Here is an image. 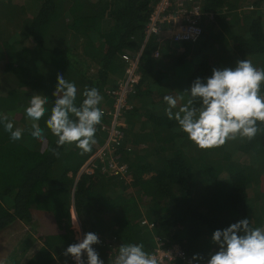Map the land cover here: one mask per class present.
I'll return each mask as SVG.
<instances>
[{"label": "trees", "instance_id": "trees-1", "mask_svg": "<svg viewBox=\"0 0 264 264\" xmlns=\"http://www.w3.org/2000/svg\"><path fill=\"white\" fill-rule=\"evenodd\" d=\"M170 1L172 5L177 0ZM195 1L203 13L211 14L199 21L203 34L198 43H173L183 51L159 59L155 52L162 56L167 50L161 48L157 34L147 37L158 0H0L2 6L16 10L23 20L22 36L32 42L27 47L17 39L0 42V60L6 61L5 70L16 84L0 95V116L7 115L15 129L19 125L13 115L22 112L19 123L24 125L22 138L13 142L0 123V239L27 231L21 245L26 251L32 248V257L26 264L70 262L71 255L63 253L76 243L71 208L83 230L113 242L117 255L122 244L139 243L151 254L158 239L162 249L177 245L183 252L184 257L173 264H188L186 259L207 264L215 252L212 235L217 229L242 219H249L253 228L264 226V208L254 210L248 200V188L264 171V124L257 122L262 131L251 141L237 138L219 148L200 149L175 119L168 118L163 99L168 93L160 91L163 85L174 86L185 104L194 80L210 77L213 68H234L238 60L248 59L264 69V0L252 2L254 8L245 12L237 11L230 0ZM240 22L242 32L236 30ZM215 24L225 35L213 37ZM225 39L230 54L211 63V43ZM122 56L138 60L139 75L127 95L129 108L121 110L115 125L122 139L114 158L128 166L129 186L104 173L106 165L101 162L93 174L79 173L111 128L115 111L111 91L117 89L126 68ZM58 74L75 83L77 105L86 87H96L106 103L99 105L107 114L97 125V142L90 152L66 144L59 147V157L52 153L58 138L46 121ZM34 94L48 98V111L39 121L44 141L31 136L32 122L26 118ZM127 145L133 149H125ZM234 154L245 158L234 161ZM128 187L133 194L125 193ZM200 192L207 194L203 204L196 196ZM142 200L147 204L141 205ZM101 248L104 254L106 249ZM109 251L104 258L114 256ZM195 255L203 260H193Z\"/></svg>", "mask_w": 264, "mask_h": 264}, {"label": "clouds", "instance_id": "clouds-1", "mask_svg": "<svg viewBox=\"0 0 264 264\" xmlns=\"http://www.w3.org/2000/svg\"><path fill=\"white\" fill-rule=\"evenodd\" d=\"M57 81L53 92L54 105L46 121L47 128L58 138L57 148L52 149V153L59 157V147L66 144H75L82 153L90 152L97 142V125L101 124L104 116L99 107L103 97L96 87H86L84 99L77 105L78 90L75 83L60 74L57 75ZM262 85L264 69L255 67L251 60H238L234 68H213L210 77L195 79L190 88V99L175 113L173 109L177 107V98L165 95L163 99L168 105L166 114L169 119H175L188 139L200 149L219 148L237 138L251 141L262 131L257 122L264 124ZM47 103V96L34 94L25 109L26 118L32 122L30 134L39 141L45 140L44 129L40 127L39 121L48 111L45 107ZM0 123H3L4 130L10 134L13 142L22 138L24 130L14 129L7 115L0 116ZM72 222L78 230L77 216L72 217ZM212 241L219 245V250L210 256L207 264H264V226L253 228L249 219H242L223 230L217 229ZM99 242L98 236L89 232L80 242L70 245L63 254L66 257L71 255L76 264H85L82 258L84 253L87 255V264H104L92 247ZM192 259L203 260V257L195 255ZM114 264L159 262L139 243L119 246Z\"/></svg>", "mask_w": 264, "mask_h": 264}, {"label": "rangeland", "instance_id": "rangeland-1", "mask_svg": "<svg viewBox=\"0 0 264 264\" xmlns=\"http://www.w3.org/2000/svg\"><path fill=\"white\" fill-rule=\"evenodd\" d=\"M255 1H257V0H230L231 4L235 5V7L237 8V11H239V12H245V11L253 9L254 7L251 8L248 3H252V2H255ZM2 5L3 4L0 2V42L1 41H4V42H8L9 41L8 43H10L12 40L15 39L14 38L15 35H12V32L15 31L16 29H18L17 28L18 27L17 26L18 22H17V24L9 25V23L5 19V17H6L5 11L7 9H9V8H12L13 17L14 18H19V14L17 15L16 10L13 9V7H11L10 5H7L9 7H7V6L4 7ZM27 12H30V11L27 10ZM213 21H214V19L209 20V23L210 22L212 23ZM241 23L242 22L237 24V27H236V30L240 31V32H242L241 30H242V28H244L243 23L242 24ZM216 25L217 24L214 25L216 28L214 27L215 29L212 30V33H214L213 37H215L216 35L219 36L221 34L225 35V30H222L218 25L217 26ZM160 32L162 34H159V35L163 36V40L165 42H167L168 45H170V47L167 46L166 43H162L163 45L161 46V48L163 50L166 49L167 51H166V54H164L162 56H161V54H159V57H158L159 59L166 58V56H168V55H174V53H172L173 51H176V52H182L183 51L182 48H181V45H175V44H173L172 41L168 40V36H171L170 32H168V29H166V30L161 29ZM204 33H205V36L209 35V32H204ZM17 34L19 36H21V38L23 37L22 34L20 35V31H17ZM226 38L228 40L229 35H227ZM227 40L225 39L224 42L220 41V42H212L211 43V45H210L211 46V50H210V52H211L210 53L211 54V58H210L211 63H216L217 59H221L222 57H227L230 54L231 47H230V44L229 45L227 44ZM228 43H229V41H228ZM22 45L27 47V46L32 45V42L30 40H28V39H25V40H23ZM122 60L125 62V64L128 66V68H127L126 71H124L126 73V75H125L124 79H122L121 84H119L118 87L122 86L124 88L125 87L124 85L126 84V81H127L126 78L129 75V72L131 71L130 68L132 67V69H134L135 62L133 61L134 59H132V57H128V56H127V60H124V59H122ZM164 60H167V59H164ZM5 64H6L5 60H0V95H4L8 91H10V90H12V89H14L16 87L15 80H14L12 74L5 70ZM138 79H139V75H137L135 73V75L133 76V81H135V83H136L138 81ZM133 85H132V88H133ZM174 89H175L174 86L169 87L168 85L167 86L163 85V87L160 88V91L162 93H165V94L168 93V95L177 98V107L175 108V109H177V108L181 107L184 104V99L182 97H180L179 94H177ZM130 91H131V88H130ZM165 104H166V102H165ZM100 105H104L105 106L106 103L105 102H101ZM119 105L120 106H124V107H122L123 109H128L129 106L126 107V105H130V104L128 103V100L126 98L121 100L118 97V98H116L114 100V103L111 104V109H114V110L116 109L117 110V106H119ZM102 111L105 112V114H107L106 111H104V110H102ZM15 112L16 113L13 115V117L18 122L19 128L22 129L24 127V125L19 123L20 115L22 114V112H19V111H15ZM130 148L133 149L132 147H130ZM125 149H127L126 146H125ZM191 149H193V151L196 150L195 147H192ZM239 157H240L239 154H234L233 155V160L234 161H238ZM244 158L245 157L241 155L240 160L244 159ZM124 165L127 167V170H128V166L126 164H124ZM110 175H114V174L110 173ZM115 177L117 178L118 181H123V184L125 186H129L130 181H131V176L130 177L129 176H125L123 178L120 177V176H115ZM220 178H222V176H220ZM200 186L201 185H199V184L197 185V187H200ZM263 190H264V171H263L262 175L260 176L259 180H257V183L252 184L251 187L248 188L249 204L254 210L259 208L260 206H262L264 208V192H263ZM125 193L129 194V195L133 194V190L130 187H128L126 189ZM206 195L207 194L206 193L204 194L203 192H200L199 194H196L197 199L200 202V204H203V200L206 198ZM145 204H147V202L144 203V200H142L141 201V205H145ZM202 206H207V205H202ZM144 208H145L144 206L141 207L142 210H144ZM263 210L258 211L259 214ZM70 211H71V214H72L71 215V220H72V217H74V215L72 213V209ZM263 215H264V213H263ZM78 220L79 219H77V223H78ZM72 224H73V222H72ZM71 227H72V229H76L77 228L74 225H71ZM81 229L83 230L82 227H81ZM26 232H22V231L18 232V231H16L15 235L17 236V238H16L15 235H13L11 237L9 236V239H6V238H4L2 240L0 239V264H26L28 262V260L32 257V255H31L32 248L31 247L27 248V251H26L25 248H23L22 245H21V243L24 242L25 237L27 235ZM83 232H84V234L89 233L88 230H83ZM28 242H31V241H28ZM26 243H27V241H26ZM112 247H113V244H110V243L109 244H104L101 249H103V250L106 249V250L104 251V254L100 253L99 258L106 257V256H103V255L107 254V252L109 250H110L109 253H111L112 252ZM154 250L160 251V250H157V247ZM213 250L215 252H217L219 250V245H216L213 248ZM96 251H97V247H96ZM98 251H99V249H98ZM215 252L211 251V253H214V254H215ZM157 254L158 255H156L155 257L157 259H158V257L162 258L164 264H170L171 263L172 259L171 258H169V259L165 258L164 257L165 253L158 252ZM72 259L73 258L71 257L70 258V262H66L65 264H71L72 263ZM105 260H108V259H105ZM105 260H103L104 264H106Z\"/></svg>", "mask_w": 264, "mask_h": 264}, {"label": "built area", "instance_id": "built-area-1", "mask_svg": "<svg viewBox=\"0 0 264 264\" xmlns=\"http://www.w3.org/2000/svg\"><path fill=\"white\" fill-rule=\"evenodd\" d=\"M170 0H158L155 11L152 14L150 18V23L148 25L147 30V37L149 34H157L159 36V41L161 43H164L163 36L159 35L162 34L160 32L161 29L166 30L168 29V32H170L171 36H168V40L172 41L173 43L182 44V43H189V44H196L198 43L199 39L201 38L203 34V29L200 26V19L202 16L211 15L208 13H203L201 10L200 4L195 0H187L185 3V0H177L171 5ZM207 14V15H206ZM209 19H212V16L209 17ZM159 53L155 52L154 57H158ZM122 59L127 60V56H122ZM135 62L134 69L132 67L130 68L131 71L129 72V75L127 76L125 87L122 86L118 87L117 89L111 91V94L116 98H120L121 100L127 99V95L132 92V85L135 83L133 81V76L135 75V72L137 70V61L133 60ZM131 88V91H130ZM130 91V92H129ZM124 106H117V110L115 109L114 115H113V122L111 125V128L108 131V136L105 142L101 145V147L94 153L87 161H85V164L82 166L80 170V174H93V172L98 168V163H104L106 166L105 169H101L103 172L110 175V173L114 175L110 176H120L125 177L129 176L127 167L124 164H120L116 161L114 158V152L118 149L117 147L120 146L121 142V134L116 129V121L117 117L120 116L121 110H123ZM126 107H128L126 105ZM84 232L81 229V225L78 221V230L76 228V242H80L84 238ZM99 238V243L92 245L93 249L97 251L100 246H103L104 244H108V240ZM110 244H113V242H110ZM156 247L157 250H154L150 255H158V252L165 253V258H171V263L173 264L174 260L177 258H183L184 254L180 250V248L177 245H174L173 247L164 250L161 247H163V244L156 239ZM116 247L113 245L112 252H116ZM117 254L115 253L114 256L107 257V258H100L101 260L108 259L107 264H114L115 258ZM82 258L85 261V264H87V255L86 253L82 254ZM159 264H164L163 259L158 257ZM71 264H76V261L72 259Z\"/></svg>", "mask_w": 264, "mask_h": 264}, {"label": "crops", "instance_id": "crops-1", "mask_svg": "<svg viewBox=\"0 0 264 264\" xmlns=\"http://www.w3.org/2000/svg\"><path fill=\"white\" fill-rule=\"evenodd\" d=\"M249 5H250V7L251 8H253V6L251 5V3H248ZM14 9V8H13ZM5 14H6V17H5V19L7 20V22L9 23V25H14V24H17V22H18V29H16L15 31H13L12 32V35H15L14 36V38L15 39H17V42L19 43H21V45H22V42H23V40H25L23 37L21 38V36H19L18 34H17V31H20V35L22 34V32H21V29L23 28V24H22V20H21V18L19 17V18H14L13 17V10H12V8H9V9H7L6 11H5ZM17 20V21H16ZM16 35H17V37H16ZM20 40V41H19ZM22 41V42H21ZM9 42V41H8ZM19 43V44H20ZM24 46V45H23ZM135 60V59H134ZM136 61V60H135ZM127 68H128V66L126 65V68H125V71L127 70ZM125 75H126V73L124 72V75H123V77H122V79H124V77H125ZM122 81V80H121ZM121 81L119 82V84H121ZM175 112V111H174ZM131 146L130 145H127V149H131L130 148ZM132 150V149H131ZM129 177H130V174H129ZM263 192H264V190H263ZM72 209V213H73V210H74V208H71ZM75 211V210H74ZM76 214V213H75ZM71 211H70V220H71ZM74 215V214H73ZM77 215H75V217H76ZM77 219H78V217H77ZM79 221V220H78ZM71 225H73L72 224V220H71ZM83 231V230H82ZM73 239L76 241V229H73ZM97 236H99V235H97ZM77 243V242H76ZM98 253H99V255H100V252L98 251ZM186 261L188 262V264H191V262L189 261V260H187L186 259Z\"/></svg>", "mask_w": 264, "mask_h": 264}, {"label": "water", "instance_id": "water-1", "mask_svg": "<svg viewBox=\"0 0 264 264\" xmlns=\"http://www.w3.org/2000/svg\"><path fill=\"white\" fill-rule=\"evenodd\" d=\"M73 214H74V217H75L76 214H75V211L74 210H73Z\"/></svg>", "mask_w": 264, "mask_h": 264}]
</instances>
